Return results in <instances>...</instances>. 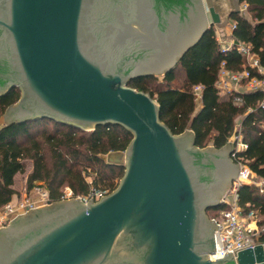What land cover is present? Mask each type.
I'll list each match as a JSON object with an SVG mask.
<instances>
[{"label": "water", "instance_id": "95a60500", "mask_svg": "<svg viewBox=\"0 0 264 264\" xmlns=\"http://www.w3.org/2000/svg\"><path fill=\"white\" fill-rule=\"evenodd\" d=\"M196 1L203 20L176 57L168 62V54L153 55L133 64L128 61L138 58L141 46L127 53V33L112 34L114 23L124 25V11L114 19L104 0H0L8 48L0 42V62L9 60L8 72L0 70V95L21 90L6 122L49 118L84 129L117 124L134 135L126 150L100 155L126 168L116 190L95 203L60 201L17 215L0 229V264H264V244L209 257L219 225L206 212L220 205L238 176L240 166L229 159L234 142L201 148L194 134H173L160 120L157 100L125 85L165 75L221 22L215 6ZM139 9L134 24L147 32V14ZM229 162L235 175L217 193L208 190L209 166L233 173Z\"/></svg>", "mask_w": 264, "mask_h": 264}, {"label": "trees", "instance_id": "16d2710c", "mask_svg": "<svg viewBox=\"0 0 264 264\" xmlns=\"http://www.w3.org/2000/svg\"><path fill=\"white\" fill-rule=\"evenodd\" d=\"M239 1L247 4L250 16L240 10L231 12L230 17L236 22L233 36L236 41L251 43L264 66V0ZM223 61L231 70H242L245 66V57L237 50L221 51L211 26L198 44L185 53L177 64L179 68L176 65L162 78L142 76L128 84L157 100L160 120L173 134L190 129L195 135V145L201 148L210 144L217 149L225 146L236 121L242 117L243 138L248 144L242 159L259 178H264V108L261 106L264 94L261 91L243 94L241 106L221 98L216 82ZM181 73L184 78L178 82ZM252 73L257 74L255 70ZM197 85L203 86L199 104L193 95ZM20 97L18 87L0 95V118ZM133 137L131 131L117 124L99 125L92 131L49 118L0 124V208L17 198L14 177L26 171L27 159L33 161V170L27 177L26 189L29 191L37 182H43L53 202L60 201L65 186H70L76 194H86L92 187L113 192L118 187L115 179L124 176L125 168L107 164L100 155L126 150ZM238 202L245 210L257 209L260 222L264 223V193L256 186L242 185ZM224 207L220 204L207 211L214 217Z\"/></svg>", "mask_w": 264, "mask_h": 264}, {"label": "built area", "instance_id": "2783aa9c", "mask_svg": "<svg viewBox=\"0 0 264 264\" xmlns=\"http://www.w3.org/2000/svg\"><path fill=\"white\" fill-rule=\"evenodd\" d=\"M245 13L248 6L243 3L240 10ZM236 22L231 25V34L218 37L217 41L222 52H229L233 49L245 57V66L242 70H231L226 67V62L221 64V70L216 82V88L221 98H227L241 106L244 103L243 94L247 92L261 91L264 94V66L260 63L259 57L253 52L251 43L236 41L233 31ZM255 70L257 74H253ZM203 86L197 85L193 88L194 99L197 104L202 99ZM264 108V98L261 101ZM234 149L231 152V159L240 166L237 178L231 183L230 195L224 196L220 204L225 207L219 210L218 214L210 217L216 226L215 251L209 254L210 259L224 257L228 251L234 256L241 250L254 248L258 244H264V223L260 222V214L257 209L245 210L238 202V191L242 185H254L260 193H264V178H259L252 171L250 166L243 161L241 154L248 149L242 132V120L238 119L232 133ZM110 194L108 190L92 187L86 194H76L70 186H65L60 201L75 200L83 204L98 202ZM58 201V202H60ZM57 202L51 201L50 191L44 183H36L31 190H26L21 197L15 198L0 208V229L8 226L13 218L19 214L27 213L31 208L38 210Z\"/></svg>", "mask_w": 264, "mask_h": 264}, {"label": "flooded vegetation", "instance_id": "af4514ba", "mask_svg": "<svg viewBox=\"0 0 264 264\" xmlns=\"http://www.w3.org/2000/svg\"><path fill=\"white\" fill-rule=\"evenodd\" d=\"M103 6L105 12L108 15L112 13L114 19H117L120 9L124 11V25L114 23L112 34L127 33L126 44L128 46L127 53L129 54L134 52L138 46H141L140 52H136L138 58L136 60L131 58L133 61H128L133 62V64L138 61L148 63L153 60V55L158 57V55L163 54H168L166 58L168 62L172 61L178 50L195 35L197 24L203 20L202 12L198 8L196 0H104ZM138 8L143 9L147 14L146 24L149 27L147 32L142 26H135L134 24L133 14ZM139 35L144 37L137 39ZM1 41L2 48L4 49L5 46L8 52L7 45L3 41V34L0 32ZM0 70L4 72L9 70L7 55L0 62ZM222 157L228 158L226 153H223ZM233 162H229V168L233 173L224 172L222 174L217 171L215 164L209 166V171L207 175L205 174L208 190L217 193L220 188H223L229 182L230 178L236 173ZM34 214L35 211L28 218L33 217ZM111 262H113V258ZM225 264H230V262L226 261Z\"/></svg>", "mask_w": 264, "mask_h": 264}, {"label": "crops", "instance_id": "0c3cea01", "mask_svg": "<svg viewBox=\"0 0 264 264\" xmlns=\"http://www.w3.org/2000/svg\"><path fill=\"white\" fill-rule=\"evenodd\" d=\"M235 1H239V0H235ZM234 0H204L205 6L207 7L208 5H212L215 6V8L217 10H219L218 12L220 13L221 20H225L226 17L229 18L230 14L232 11L234 10H240L237 9L238 7L234 5ZM240 2V1H239ZM247 16H250L249 12H246ZM214 27V30L216 32V36L218 37H223L229 35L230 32V28L231 25L229 24H222V25H218V24H214L212 25ZM230 32V33H229ZM19 175H21V173H17L14 177V185L13 187L17 190L18 195L16 194L17 197H21V195H23L25 193V191L27 190V177L28 176H24L23 180L21 182L18 183V177ZM15 200V198H14Z\"/></svg>", "mask_w": 264, "mask_h": 264}, {"label": "rangeland", "instance_id": "374dc122", "mask_svg": "<svg viewBox=\"0 0 264 264\" xmlns=\"http://www.w3.org/2000/svg\"><path fill=\"white\" fill-rule=\"evenodd\" d=\"M235 1V0H234ZM234 5L235 6H237L238 8L237 9H242V7H243V3H240L239 1H235L234 2ZM219 11V10H218ZM222 17V16H221ZM229 24V25H232L233 24V19L231 18V17H229V18H227L226 17V19L224 20H221V22L220 23H218V25H222V24ZM230 32H231V30H230ZM229 32V33H230ZM231 34V33H230ZM230 34L229 35H227V38L229 39L230 38ZM179 65V64H178ZM178 65L176 66L177 68H179L178 67ZM182 74V75H181ZM180 74V76H179V80H178V82H182V79L184 78L183 76V73H181ZM163 77V75H159V78H162ZM125 85H128V86H130L128 83H126ZM238 119H242V117H239ZM238 121V120H237ZM5 123H7L6 122V119H5V113L1 116V118H0V124L1 125H3V124H5ZM79 128V127H78ZM81 129H83V130H85V131H92V130H94V128H92V129H84V128H81ZM187 133H191V134H194L193 133V131L192 130H190V129H187L184 133H183V135L185 136ZM233 140V136L231 135L230 137H229V139H228V141H231V142H233L232 141ZM208 146H213L212 144H210V145H208ZM207 147V146H206ZM229 158H231V152H229ZM234 162H236L235 160H233ZM25 163H26V171L25 172H23V173H21V175H19V177H18V183L19 182H21L22 180H23V178H24V176H28L29 174H30V172L33 170V161L31 160V159H27L26 161H25ZM237 163V162H236ZM124 168H125V166H123ZM91 170V169H90ZM89 170V171H90ZM125 170H126V168H125ZM257 175V174H256ZM93 178V176L91 175V176H89L88 177V180L91 182V179ZM123 178V177H122ZM122 178H116L115 179V182L118 184V186H119V184H120V182H121V180H122ZM37 183H39V182H37ZM41 183H43V182H41ZM231 189V188H230ZM230 189L225 193V195L224 196H227V195H230ZM22 196V195H21ZM223 196V197H224ZM53 205V204H52ZM52 205H50V207L52 206ZM47 207V206H46ZM50 207H47V208H50ZM207 213V216H208V218H210V214H209V212L207 211L206 212Z\"/></svg>", "mask_w": 264, "mask_h": 264}]
</instances>
